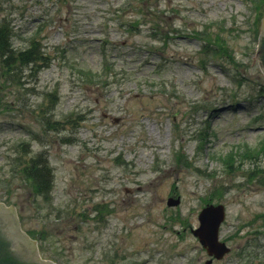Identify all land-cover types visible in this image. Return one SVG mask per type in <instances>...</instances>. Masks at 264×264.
<instances>
[{"label":"rangeland","instance_id":"obj_1","mask_svg":"<svg viewBox=\"0 0 264 264\" xmlns=\"http://www.w3.org/2000/svg\"><path fill=\"white\" fill-rule=\"evenodd\" d=\"M263 7L0 0L14 48L35 37L44 56L12 77L0 64V202L16 207L42 259L207 264L191 229L213 200L225 206L230 252L210 264H243L249 240V264H264V232L252 235L264 226ZM40 153L53 172L49 204L20 174ZM97 205L109 210L102 222Z\"/></svg>","mask_w":264,"mask_h":264},{"label":"water","instance_id":"obj_2","mask_svg":"<svg viewBox=\"0 0 264 264\" xmlns=\"http://www.w3.org/2000/svg\"><path fill=\"white\" fill-rule=\"evenodd\" d=\"M256 59L264 75V22L258 40ZM169 207L177 206L179 200L168 199ZM225 220V208L222 205H208L198 214L199 226L192 230L209 256L221 259L229 252L226 245L219 242V228ZM0 264H54L40 258L36 243L20 230L13 208L0 204Z\"/></svg>","mask_w":264,"mask_h":264},{"label":"trees","instance_id":"obj_3","mask_svg":"<svg viewBox=\"0 0 264 264\" xmlns=\"http://www.w3.org/2000/svg\"><path fill=\"white\" fill-rule=\"evenodd\" d=\"M264 12V7L258 14ZM14 32L6 23L0 24V64L4 66L7 76L12 77L18 70L28 68L32 70L41 66L44 56L39 41L32 37L29 40V45L23 49H15L13 46ZM207 48V46H206ZM229 161L227 159L224 162ZM263 173V171H261ZM21 176L31 183L32 191L36 197L41 198L44 204L51 203V192L53 189V172L50 168L47 156L44 154H36L32 157L26 166L20 171ZM210 200L207 204L212 203ZM97 207V208H96ZM95 207V221L101 222L103 213H109L106 207ZM31 236L34 235L30 232Z\"/></svg>","mask_w":264,"mask_h":264},{"label":"flooded vegetation","instance_id":"obj_4","mask_svg":"<svg viewBox=\"0 0 264 264\" xmlns=\"http://www.w3.org/2000/svg\"><path fill=\"white\" fill-rule=\"evenodd\" d=\"M9 209L10 208H13V209H15V211H16V208L15 207H8ZM259 232H264V226H262V227H260V228H258L256 231H254V232H252V235H254L255 233H259ZM248 242V245L249 246H247L246 248H243V253H242V256H245V258H243V259H241V261L243 262V264H249V260H248V258H249V254H251V252H250V248H252L253 250L254 249H257L255 246H257V245H254V242H252L251 240H249V241H247ZM250 245H254V246H251L250 247ZM258 245H260L261 246V251L262 252H264V242L263 243H259ZM261 252V253H262ZM262 257H263V259H264V253H262V254H260ZM215 261H217V260H215ZM235 264V263H234Z\"/></svg>","mask_w":264,"mask_h":264}]
</instances>
